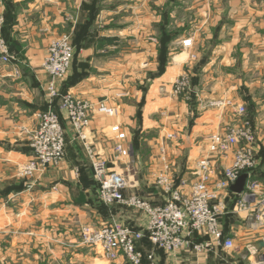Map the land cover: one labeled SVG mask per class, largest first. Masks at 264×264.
I'll return each mask as SVG.
<instances>
[{
	"label": "crops",
	"instance_id": "0c3cea01",
	"mask_svg": "<svg viewBox=\"0 0 264 264\" xmlns=\"http://www.w3.org/2000/svg\"><path fill=\"white\" fill-rule=\"evenodd\" d=\"M242 2L243 20H257L244 24L243 28L248 34L261 36L260 43H253L252 48L264 50V23H261L264 1ZM154 5L148 0H0V11L12 20L6 28L11 51L16 52L11 54L28 67L23 70L18 63L0 66L2 259L13 258L9 246L16 244L18 264L99 262L94 251L81 243L80 231L87 225L100 227L106 219L87 202L92 199V172L77 146L69 142L65 160L59 167L45 169L33 179L21 174L23 165L30 159L28 132L36 128L40 111L50 107L44 95L49 78L41 64L51 40L65 34L71 39L80 37V48L74 51L76 57L68 76L73 72L78 78L84 75L67 92L94 105L104 101L117 109L114 117L92 115L89 140L96 155L108 161L109 169H119L129 186L145 188L149 191L146 196L151 199H165L164 193H157L162 197L159 200L152 191L154 175L161 167L162 141H165L167 162L175 183L178 179L191 183L196 161L207 154L208 136L230 124L225 121L222 110L200 105L206 98L200 79L193 85L194 114L191 107L173 95L174 81L193 66L188 56L194 51L183 52L186 57L180 61L174 57L169 59L157 75L160 35L156 34L155 26L160 17H156ZM157 5L163 6L164 2ZM235 14L232 9L233 20ZM58 111L65 121V113ZM115 125L120 127L122 145L129 156L114 167L113 149L117 141L111 128ZM150 133L155 136L148 138ZM168 134H173L176 140L167 141ZM180 138L184 140L181 143ZM146 143L153 154L146 168L147 176L137 169L143 164L139 152ZM230 160V155L223 158L219 167L227 166ZM246 216L244 212L238 216L241 222L232 227L230 236L236 229L235 237L242 239L233 242L241 243V248L248 253L247 264H252L264 249V245L260 246L264 244V223L252 227ZM115 217L127 225L144 227L146 224L142 214L125 217L119 213ZM232 250H221L219 254L216 249L194 253L185 248L157 255L155 262L220 264L222 260L235 264L230 255Z\"/></svg>",
	"mask_w": 264,
	"mask_h": 264
},
{
	"label": "built area",
	"instance_id": "2783aa9c",
	"mask_svg": "<svg viewBox=\"0 0 264 264\" xmlns=\"http://www.w3.org/2000/svg\"><path fill=\"white\" fill-rule=\"evenodd\" d=\"M3 24V14L0 11V66L17 63L1 34ZM46 50L41 65L49 78L44 95L51 105L57 97L55 83L66 77L75 50L66 34L51 40ZM180 80L172 89L173 95L182 96L184 101H189L192 92L189 82L186 77ZM207 106L218 111L230 109L238 118L246 114L244 105L229 98L214 100ZM59 110L65 113L76 139L82 143L88 156L99 187V202L106 206L119 205L138 210L146 218L143 228L147 239L156 249L167 254L188 247H192L194 253L234 249L233 238L224 235L220 221L226 214L228 190L244 174L245 187L237 194L238 199L232 207V213L239 217L241 213H247L245 219L252 227L264 223V186L251 175L256 159L252 149L254 135L248 122L227 124L222 131L208 136L207 154L196 161L191 183L185 179H179L175 183L167 162L165 141H162L159 146L161 167L154 175V185L164 193L165 202L163 205H153L133 192L126 194L134 187L129 186L123 173L109 169L108 161L96 155L89 140L92 115L99 113L114 117L118 114L117 109L106 105L104 101L94 105L67 92L61 99ZM111 132L115 134L114 139L117 141L113 149L116 157L112 166L115 167L129 155L122 145L120 127L115 125ZM165 138L171 142L176 140L173 134H168ZM27 143L31 157L21 170L25 177L33 179L39 172L54 169L64 162V131L57 113L50 107L38 115L36 128L28 132ZM228 155L231 156L229 164L219 167L220 160ZM111 217L110 223L100 227H83L80 231L81 243L94 251L99 264H143L142 254L136 250L134 243L143 237L144 232L131 230L116 217ZM195 233L205 237V240L191 244L190 238ZM258 255L259 259L253 264H264V249ZM152 256L149 254L148 260Z\"/></svg>",
	"mask_w": 264,
	"mask_h": 264
},
{
	"label": "rangeland",
	"instance_id": "374dc122",
	"mask_svg": "<svg viewBox=\"0 0 264 264\" xmlns=\"http://www.w3.org/2000/svg\"><path fill=\"white\" fill-rule=\"evenodd\" d=\"M148 1L155 4L154 13L156 17H160L159 23L155 26L156 34L161 35L164 28L166 36L171 38L170 41H166L165 45L166 61L169 62V59L173 57L178 61L185 59L186 56L182 54L189 50L194 51V54L188 56V61H191L193 66L197 62L204 61V65L197 73L198 80L200 79L201 87H203L201 90L206 96L200 105L208 109L211 108L207 106L208 103L221 98H229L246 108V114L242 117H236L230 109H224L223 116L225 121L231 124L245 121L251 125L254 135L252 149L255 151L256 166L264 177V50H260L258 47L252 48L253 43H260L261 36L253 33L252 35L248 34L247 30L243 28L244 24L257 22V20H243L242 0ZM162 1L164 2L163 6L157 5ZM244 1L248 2V0ZM259 1L264 0H249L253 3ZM232 9L236 13L234 20L230 17ZM261 10L264 11V3ZM261 23H264V20ZM169 54H172V57L168 56ZM192 67L187 68L179 75L174 81L173 87L181 81L182 77H186L192 90L189 76ZM202 84L204 85L202 86ZM177 97L182 98L178 95ZM153 136H155L154 133L148 134V138H153ZM181 139H179L180 143L184 141ZM139 155L143 164L137 169L147 176L146 168L153 158L151 148L147 143L141 148ZM116 171L121 173L119 169ZM131 172H133L132 169ZM258 181L264 186V178ZM94 202L98 208L99 202L97 200ZM112 211L115 212L114 217L119 213L124 214L125 217L141 215L134 209L117 208ZM236 216L238 217V215ZM110 218L112 219V217ZM120 222L127 225L123 221ZM235 232H237L236 229L232 233L233 240L241 241L242 238L235 237ZM240 244L234 242V249L230 255L235 264H247V250L244 247L242 249ZM3 247L0 244V264H18L16 244L9 246L13 250L11 253L13 258L10 261L2 259ZM220 264L226 263L220 262Z\"/></svg>",
	"mask_w": 264,
	"mask_h": 264
},
{
	"label": "trees",
	"instance_id": "16d2710c",
	"mask_svg": "<svg viewBox=\"0 0 264 264\" xmlns=\"http://www.w3.org/2000/svg\"><path fill=\"white\" fill-rule=\"evenodd\" d=\"M3 21H4V24H3V27H2V36L4 37L6 43H7V46H8V50L11 52H14V51H11V45L10 43L8 42V38L6 36V28L7 26L9 25L10 21H12L10 18L7 17L6 13L3 14ZM163 32L161 33V37H160V40H159V46H160V51H159V55H158V62H159V66H158V73L157 75L159 76L162 71H163V68L165 66V64L167 63V50H166V41H170L171 38H169L168 36H166V31H164V28L162 30ZM69 37V43L70 45L73 47L74 50L76 51H79V48H80V37H75V39H71L70 36ZM16 53V52H14ZM16 55V54H15ZM75 57H76V52L74 53V56H73V59H72V62L71 64L73 65V62L75 61ZM21 60H18L17 63L18 65L20 66L21 69L23 70H27L28 67L27 66H24V65H21ZM204 62V61H203ZM202 61L200 62H197L191 69V71L189 72V76H190V86L192 87V92L190 93V100L189 101H184L182 98V101H184V103L188 106V107H191V111L192 113L194 114L195 113V107H194V102H193V99L195 97V91L193 90V85H195L198 81V76H197V73L199 72L200 68L202 67V65H204ZM71 65V66H72ZM84 75V73H82L79 78L78 76H76V74H73L71 76H66V78L62 79V80H58L56 81L55 83V89H56V93H57V97H55L52 101V104L50 105L48 100L46 99V104L47 106L55 111L58 115V118H59V122H60V125L62 126L63 128V131H64V142H65V145H64V150H65V153H64V157L66 155V150L69 146V142L71 144H73L74 146H77V149L79 150V153L80 155L83 157L86 165L88 166V168L90 169V172H92V183H93V193H92V199H88L87 202H89L90 204V207L92 209H95L96 212H98L100 215H102L103 217H105L106 219V222H104V224H108L110 223L111 221V216H114L113 214H115L114 211H112V209H117V208H124V209H134V208H127V207H122V206H106L105 204H103L102 202H99L98 200V190H99V187H98V183L97 181L95 180L94 178V173L92 171V168H91V164H90V161L88 159V156H86V153H85V150L83 149V146H82V143L80 141H78L76 139V136H75V133L73 131V128L72 126H70L69 122L68 121H64L62 120L61 118V115H60V112L58 111L59 110V106H60V103H61V99L62 97L67 93V88L75 85L78 81H80V79L82 78V76ZM60 84L61 87L59 86ZM48 108H46L45 110H41L40 113H43V112H46ZM138 115H139V112H138ZM64 121V122H63ZM191 122V121H190ZM192 123V122H191ZM190 123V124H191ZM70 132V138H67L68 136V133ZM28 151H29V155L31 157V151L28 147ZM254 151V150H253ZM254 156H255V151H254ZM65 160V159H64ZM109 167V166H108ZM251 175L253 178H255L256 180H260V179H263L264 177L260 174V171L259 169L257 168V166L255 165V168L254 170L251 171ZM179 180V179H178ZM154 193V195L156 194L158 197V194L157 193H163L159 188H157L156 186L153 187L152 189ZM135 193L136 195H138L140 198L144 199V200H148L150 203H152L153 205H163L164 202H165V199L164 200H161V196H159L158 198H160L159 200L161 201H157V200H154V199H151L149 198L148 196H146L149 191H147L145 188H133L132 191H127L126 194H130V193ZM151 192V191H150ZM227 203H228V206H227V210H226V214L225 216H223L221 218V229L223 230V233L225 236H230L231 234V231H232V227H234L235 225H237L239 222H241V220H238V217L232 213V207L235 203V201L238 199V196L237 194L233 193L230 189L228 190L227 192ZM94 200H97V202H99V206L98 208H96V203L94 202ZM110 210V211H109ZM136 210V209H134ZM137 212H139L137 210ZM131 230H135V231H142L144 232L143 233V237L136 240L135 243H134V247L136 248L137 251H139L141 254H142V262L143 264H156L155 262V259H156V256L157 255H165L166 253L156 249L154 246L151 245V243L148 241L147 239V235L144 231V228L141 227V226H135V225H127ZM205 240V237L203 236H200L198 235L197 233L193 234L192 237L190 238V243L191 244H195V243H198V242H202ZM190 251H193L192 250V247H188ZM185 249V248H183ZM182 250V249H181ZM218 250V254L221 253V249H216ZM194 252V251H193ZM149 254H152V259H149L148 260V256ZM211 254H214L213 252ZM210 254V255H211ZM220 262H223L222 260H220Z\"/></svg>",
	"mask_w": 264,
	"mask_h": 264
},
{
	"label": "water",
	"instance_id": "95a60500",
	"mask_svg": "<svg viewBox=\"0 0 264 264\" xmlns=\"http://www.w3.org/2000/svg\"><path fill=\"white\" fill-rule=\"evenodd\" d=\"M245 180H246V175L245 174L241 175L239 179L236 181V183L233 186H231L230 190L235 194H240L245 187V183H246ZM263 245L264 244H261L260 246L263 248ZM262 258H264V255L262 256Z\"/></svg>",
	"mask_w": 264,
	"mask_h": 264
}]
</instances>
